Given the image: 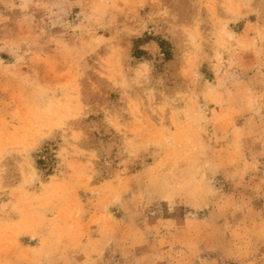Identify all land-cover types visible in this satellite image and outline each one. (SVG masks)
Returning <instances> with one entry per match:
<instances>
[{
	"label": "rangeland",
	"instance_id": "374dc122",
	"mask_svg": "<svg viewBox=\"0 0 264 264\" xmlns=\"http://www.w3.org/2000/svg\"><path fill=\"white\" fill-rule=\"evenodd\" d=\"M54 2L0 0V264H95L109 251L174 264L189 247L260 264L264 190L246 164L264 148L261 0L246 11L241 0H109L106 26L91 30L85 9ZM199 160L211 195L173 198L163 216L138 198L157 170Z\"/></svg>",
	"mask_w": 264,
	"mask_h": 264
},
{
	"label": "clouds",
	"instance_id": "9594fccd",
	"mask_svg": "<svg viewBox=\"0 0 264 264\" xmlns=\"http://www.w3.org/2000/svg\"><path fill=\"white\" fill-rule=\"evenodd\" d=\"M149 3H155V0H130V4L134 6H147ZM176 5L179 4V0H175ZM264 3V0H261ZM79 6L85 9L87 14L81 13L83 17L82 24L88 26L91 30L96 27L106 26L104 19L109 9L115 7L114 3H110L109 0H55L52 4L53 8L59 9L62 13L67 14L73 6ZM238 7V4L234 5ZM66 29H70V25H65ZM70 35V31L65 32V36ZM264 122V117H262ZM258 160L253 157L251 161L246 164V167L255 168L260 174V187L264 190V148L260 149L258 153ZM197 165L199 168H207L209 163H205L204 160L193 162L191 170L185 173H173L167 170H157L149 178L148 183L142 187L139 199L141 201L146 200L152 205L155 211L153 215L159 214L161 216L167 212L169 215L173 214L178 205L173 202V198H179L181 200L185 198L200 199L205 195H211V193L205 189L202 182L196 175ZM227 179V176L224 177ZM130 195H132L130 193ZM198 211V209H196ZM207 255V254H206ZM198 253L192 247L186 250V258L174 264H224V261L219 257L213 259L209 258L201 259L197 258ZM95 264H156L155 261L145 260L141 261H126L120 257V253L106 252L102 259L95 261ZM167 264V262H165ZM264 264V260L260 262Z\"/></svg>",
	"mask_w": 264,
	"mask_h": 264
},
{
	"label": "snow or ice",
	"instance_id": "6c2138e0",
	"mask_svg": "<svg viewBox=\"0 0 264 264\" xmlns=\"http://www.w3.org/2000/svg\"><path fill=\"white\" fill-rule=\"evenodd\" d=\"M217 8V14L220 15L222 18L224 16V12L225 10L229 7L228 4H219L215 6ZM233 7L235 8V6L233 5ZM238 7L242 10V11H246L251 7H254V5H251L248 3V0H241V2L238 4ZM167 13H158V15H165ZM260 15L262 17H264V3H261L260 5ZM180 27V23L177 19H173V24L170 25V29L171 28H179ZM262 34H264V29H262ZM149 70V66L148 65H142L141 68L136 70V78L139 79L143 76H145L147 74ZM39 101L41 103V105H49L52 101V97L50 94L48 93H44L39 97ZM62 123L61 122H57V127H61ZM132 150L134 151V146L132 148ZM4 173L0 172V178H3ZM24 182H27V177L24 178ZM262 235H264V232H262ZM38 264H46V262L44 260H39Z\"/></svg>",
	"mask_w": 264,
	"mask_h": 264
},
{
	"label": "bare ground",
	"instance_id": "6f19581e",
	"mask_svg": "<svg viewBox=\"0 0 264 264\" xmlns=\"http://www.w3.org/2000/svg\"><path fill=\"white\" fill-rule=\"evenodd\" d=\"M68 103L70 102V100H68L67 101ZM56 108V107H55ZM55 108H51V111H50V113H49V116H50V118H51V120H55L56 121V123L57 122H61L62 123V121H61V117H60V112L57 110V109H55ZM184 128V127H183ZM34 144V143H33ZM33 144H31V145H29V146H32ZM23 146V145H22ZM24 147V146H23ZM28 147V146H27ZM27 149L28 148H24V150L25 151H27ZM34 175H35V170H33V172H32V175H31V178H33L34 177ZM60 184V183H59ZM64 184H61L60 185V188H61V190H62V188L64 187L63 186ZM5 228H3L1 231H0V235H1V237H4V235H5V230H4Z\"/></svg>",
	"mask_w": 264,
	"mask_h": 264
}]
</instances>
